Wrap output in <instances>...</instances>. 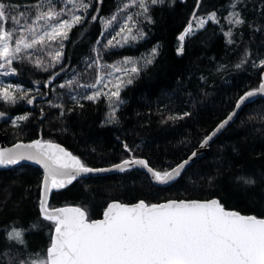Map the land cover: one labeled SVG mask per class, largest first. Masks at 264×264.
<instances>
[{
  "label": "trees",
  "instance_id": "trees-1",
  "mask_svg": "<svg viewBox=\"0 0 264 264\" xmlns=\"http://www.w3.org/2000/svg\"><path fill=\"white\" fill-rule=\"evenodd\" d=\"M18 8H25L32 0H14ZM38 2V0H37ZM120 0H92L87 20L73 27L64 48V62L60 67L82 68L91 58L97 41L103 34L102 18L116 12ZM166 0L162 7L153 8L154 24H146V39L134 45L104 53L108 62L125 57H141L159 46L152 65L144 67L133 83L124 88L125 101L117 112L119 124H105L108 115L106 100L82 102L73 110V102L66 98L64 116L61 109L51 107L52 87L44 84L58 69L42 71L32 64L18 67L20 82L42 83L43 95L34 105L20 100L8 105L0 100V111L8 118L0 120V132L7 143L30 142L37 139L64 146L89 167H110L131 155L146 159L157 171L171 170L196 151L203 138L211 133L235 108L239 97L255 89L263 80L259 68L251 61L242 69L235 65L245 51H251L252 60L264 59V0H245L242 15L246 23L235 28V43L228 44L221 31L229 28L231 14L228 0ZM99 12L95 22L91 17ZM196 16L216 12L220 23L210 22L205 29L188 38L183 55L178 54L179 36ZM260 29V31H256ZM242 33V35H241ZM224 67L223 70L221 69ZM59 68V67H58ZM203 77V79H202ZM55 85V84H54ZM56 86V85H55ZM50 96V97H49ZM43 109V119H41ZM191 117L176 122L167 121L168 115ZM28 115L18 125L12 118ZM127 143L132 153L123 148ZM264 100L244 107L237 119L210 145L209 154L194 164L186 174L171 186H155L139 169L121 173L78 179L64 190L53 194L49 208L81 207L90 220L101 219L112 202L134 204L143 200L149 204L168 200H210L218 198L227 209L264 218ZM243 178H255L248 185ZM43 174L33 166H22L0 171V253L11 249L17 260L29 253L46 255L50 246L51 222L40 213ZM32 224L36 229L27 231ZM25 229L27 250L9 245L5 232L10 226ZM17 248L19 251L17 252ZM0 264H7L0 257Z\"/></svg>",
  "mask_w": 264,
  "mask_h": 264
},
{
  "label": "snow or ice",
  "instance_id": "snow-or-ice-1",
  "mask_svg": "<svg viewBox=\"0 0 264 264\" xmlns=\"http://www.w3.org/2000/svg\"><path fill=\"white\" fill-rule=\"evenodd\" d=\"M91 3L92 0H32L25 11H20L14 0H0V76L19 75L18 67L14 64L19 67L32 64L45 72L55 69L58 64L62 65L64 42L69 40L73 27L89 19L87 12ZM99 3L102 4L103 0H99ZM165 3L166 0H120L116 12L102 21L103 27L105 30L110 29L117 17L123 13V23L117 35H121L124 42L138 41L146 35L141 25L155 23L151 15L153 8L162 7ZM175 3L176 0H171L170 6ZM199 6L200 0H197V10ZM246 7L245 0H228L231 13L227 17L229 28L227 31L221 28L228 44L235 43V28L246 23L242 15ZM132 9L135 11H131ZM98 15L97 11L90 22H95ZM192 19L198 21V29H203L209 21L220 23L216 12L199 17L193 12ZM190 34H195L192 23L179 36L181 43L177 51L181 55L184 53L183 42ZM114 40L115 36L107 40L103 47H113ZM119 46L122 47L123 44ZM158 49L159 46L152 49L150 58H143L145 67L154 63ZM94 51L96 58L92 63L85 61V64L87 68L95 66L101 69L98 78L91 83H81L82 74H77L65 83L58 82L57 87L66 88L68 91L58 94L57 102L51 107L61 109L59 115L64 116V96L73 102V110L77 106L83 109L82 101L99 102L104 97L109 108L105 124H119L117 112L120 105L125 103L121 99V91L133 83L142 68L138 66V61H133L130 57H125L119 64L103 65L100 63L101 48L97 47ZM251 56V51L246 50L235 67L242 69L251 61L252 67L264 70V59L257 62ZM123 64L133 66L124 68ZM106 67L121 75L115 76L113 72L105 75ZM224 67L227 66L218 70H223ZM61 72L67 74V69L61 67L59 71L53 72L46 83L50 84ZM34 83L36 92L43 95L40 93L39 81ZM257 96L264 97V80L257 88L246 91L239 97L235 110L203 138L199 148L210 147V141L233 121L242 106L257 103ZM0 100L13 106L20 100H25L31 105L34 104L36 96L32 95V89L0 80ZM41 113L43 119V109ZM5 115V112L0 111V118ZM192 115L190 111H185L182 115H168L164 122H176ZM28 118V115H23L16 117V120L27 121ZM123 148L129 153L133 152L126 142ZM196 159L198 150L192 151L190 156L171 170L157 171L146 159L137 158L135 155L112 167H89L59 144L42 139L0 150V167L31 161L43 168V198L39 202V208L43 219L51 222L54 228V232L49 233L50 246L46 255L29 253L26 258L17 260L11 254V249H5L0 257L6 258L7 264H264V218L227 210L218 198L168 200L152 204L143 200L134 204L112 202L103 212V219L95 220H90L88 212L81 207L50 209L48 206L53 189H63L82 177L87 178L88 174L116 170L124 172L132 166H140L147 169L159 184L168 185L180 180L186 174V169L194 167ZM239 179H243L248 185L257 183L255 178L238 177ZM260 179L264 180V174ZM37 227L38 225L32 224L27 231ZM25 231L15 225L10 226L5 232L8 244L27 250Z\"/></svg>",
  "mask_w": 264,
  "mask_h": 264
},
{
  "label": "rangeland",
  "instance_id": "rangeland-1",
  "mask_svg": "<svg viewBox=\"0 0 264 264\" xmlns=\"http://www.w3.org/2000/svg\"><path fill=\"white\" fill-rule=\"evenodd\" d=\"M26 8L27 7H25V8H19V10L20 11H25L26 10ZM91 8V7H90ZM90 8H89V10H90ZM89 10H88V12H87V15H88V13H89ZM82 11V10H81ZM131 11H135V9H132ZM130 14V13H129ZM123 13L122 14H120L118 17H117V21L116 22H114V24H113V26L110 28V29H108V30H105L104 29V27H103V34H102V37L100 38V40H99V44L96 46V48L97 47H99V48H101V56H102V59L100 60V63L101 64H103V65H113V64H119L120 62H122V61H124V59L125 58H123V59H118V60H115V61H110V62H108L107 60H105L104 59V55L106 54V53H108V52H111V51H114L115 49H118V48H123V47H126V46H129V45H134V44H136V43H138V42H140V41H143V40H145L146 39V35L144 36V38L143 39H140V40H138V41H132V40H128L127 42H124L123 40H122V36L121 35H117V32L119 31V27H120V25L123 23ZM111 17V16H110ZM110 17H107V18H102V20L101 21H103V20H105V19H108V18H110ZM210 22H212V21H209V23ZM190 23H192V25H193V29H194V31H195V34H197L198 32H200L201 30H203V29H205V27L209 24H207V25H205V27L203 28V29H198V21H196V20H191V22ZM214 23V22H213ZM103 24V23H102ZM146 24H148V23H144V24H142L141 25V27L143 28V31L145 32V26H146ZM186 30V29H185ZM146 33V32H145ZM184 33V32H183ZM194 34V35H195ZM193 34H190L189 36H187L186 37V39H185V41L183 42L184 44H185V42H186V40L188 39V38H190V37H192V36H194ZM113 36H115V40L113 41V47H109V48H107V49H105L104 47H103V45L107 42V40H110V39H112V37ZM65 44H66V41L64 42ZM123 44V46L121 47V46H119V44ZM180 41H179V46H180ZM105 53V54H104ZM179 54V53H178ZM179 55H181V54H179ZM151 57V52L150 53H147V54H144L143 56H141V57H130L133 61H138L139 62V64H138V66L139 67H141L142 69L145 67L144 66V59L143 58H150ZM157 57V56H156ZM155 57V58H156ZM96 58V52L94 51V53L92 54V56H91V58L90 59H88L87 60V62L88 63H92V61L94 60ZM60 65L61 64H58L57 66H56V68L58 69L57 71H59L60 70ZM14 66H17V67H19L18 65H15L14 64ZM133 65L132 64H123L122 65V67H124V68H130V67H132ZM59 67V68H58ZM55 68V69H56ZM65 69H67V74H65L64 72H61L60 73V75L59 76H57L56 77V79L55 80H52V82L50 83V84H48V83H45L44 84V86L48 89L52 84H53V87H52V92H53V95H52V102H54V101H56V98H57V95L58 94H63V93H65L66 91H68V89H61V88H59V87H57V83L59 82V83H65L68 79H72V78H74L77 74H82V79H81V83H84V82H88V83H91V82H93L96 78H98V76L101 74V69L99 68V67H91V68H87L86 67V64H84L83 65V67L82 68H76V69H74V70H71V69H68V68H65ZM19 70V69H18ZM52 70H54V69H52ZM20 71V70H19ZM56 71V72H57ZM109 72H113V69H111V68H105L104 69V74L106 75L107 73H109ZM113 74L115 75V76H120L121 75V73H114L113 72ZM126 78V77H125ZM135 79V78H134ZM0 80H2L4 83H12V84H20L21 86H23V87H25V88H29V89H32V95H34V96H36V100H35V102L37 101V100H39L41 97H43V98H46L47 97V95L46 96H42V95H40V94H38L37 92H36V84L34 83V81L35 80H32V81H30L29 82V84L30 85H32V86H28V85H26V84H23V83H21L20 81V76L19 75H12V76H8V77H4V76H0ZM134 81V80H133ZM56 86H55V85ZM128 86V85H127ZM126 86V87H127ZM39 88H40V93H42V91L44 90L43 89V87H42V83H40L39 82ZM53 89H55V91H53ZM123 90H124V88H123ZM122 90V91H123ZM91 91V90H90ZM122 91H121V93H122ZM50 97V96H49ZM66 98H68L67 96H64V99H66ZM101 100H106V98H104V97H101L100 98V100L99 101H101ZM26 102V101H25ZM34 102V103H35ZM82 102H87V101H82ZM89 102H92V101H89ZM106 102H107V100H106ZM29 105V104H28ZM32 105H34V104H31L30 106H32ZM121 106L122 105H120V107H119V109L121 108ZM8 117L7 116H5L4 118H0V120H3V119H7ZM21 121H18V120H16V117H14V118H12V123L14 124V125H18L19 123H20Z\"/></svg>",
  "mask_w": 264,
  "mask_h": 264
},
{
  "label": "water",
  "instance_id": "water-1",
  "mask_svg": "<svg viewBox=\"0 0 264 264\" xmlns=\"http://www.w3.org/2000/svg\"><path fill=\"white\" fill-rule=\"evenodd\" d=\"M263 80H264V75H263ZM255 99H256V101H257V100H264V97L257 96ZM244 107H245V106H242L241 110H242ZM234 110H235V108H234ZM241 110L238 111L237 116L233 118V121L230 122L229 125L232 124V123L237 119V117H238V115L240 114ZM229 125H227V126L225 127V129H226ZM225 129L221 130V132L218 133L217 136L213 138V141H210V145L216 140V138H217V137H218V136H219V135H220ZM32 142H33V141H30V142H24V141H21V142H17V143H15V144H13V145H9V144L7 143V136H6V134H4L3 132H0V150H7V149H10V148H14L17 144H21V143H23V144H30V143H32ZM55 144H58V143H55ZM59 145H60V144H59ZM60 146L63 147V148H65V147L62 146V145H60ZM65 149H66V148H65ZM66 150H67V149H66ZM197 150H198V159H196L195 163H197L198 161H200L201 159H203L204 157H206V156L209 154V147H208V148H203V149L198 148ZM197 150H196V151H197ZM67 151H68V150H67ZM195 163H194V164H195ZM22 166H33V167L37 168L38 170H40V171L42 172L43 176H44V170H43V168H42L40 165H38V164H36V163H34V162H31V161H21V163H20L19 165L9 166V167H6V168H5V167H0V171H3V170H10V169H14V168L22 167ZM110 167H112V166H110ZM130 169H139V170L143 171L145 174L148 175V177L151 179L152 183H153L155 186H158V187L166 188V187L171 186V185L174 183V182H171V183L168 184V185H161V184H159L157 181H155L154 177L152 176L151 173H149V172L147 171V169H144V168H142V167H140V166H132ZM187 170H188V169H186V171H187ZM117 173H121V172L118 171V170H116V171H112V172H108V173H102V174H88L87 178L82 177V178H80V179H89V178H91V177H93V178H97V177H102V176H107V175H112V174H117ZM42 181H43V180H42ZM68 186H69V185H68ZM68 186H66L65 188H67ZM65 188H63V189H53V190L51 191L50 196H49V199H48V206H49V204H50V201H51V199H52L53 194L56 193V192H58V191L64 190ZM40 195H41V198H40V200H41V199L43 198L42 184H41V193H40ZM165 202H166V201H165ZM162 203H164V202H162ZM68 207H75V206H68ZM225 208H226V207H225ZM50 209H51V208H50ZM226 209H227V208H226ZM106 210H107V209H106ZM106 210H105V211H106ZM227 210H230V209H227ZM231 211H235V210H231ZM40 213H41V212H40ZM241 214H242V213H241ZM41 216H42V218H43L42 213H41ZM101 219H103V217H102ZM53 232H54V231H53Z\"/></svg>",
  "mask_w": 264,
  "mask_h": 264
}]
</instances>
